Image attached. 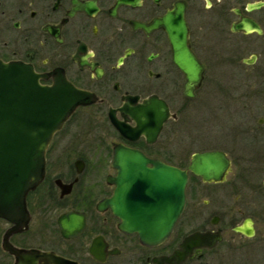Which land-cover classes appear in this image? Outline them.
<instances>
[{
    "label": "flooded vegetation",
    "instance_id": "flooded-vegetation-1",
    "mask_svg": "<svg viewBox=\"0 0 264 264\" xmlns=\"http://www.w3.org/2000/svg\"><path fill=\"white\" fill-rule=\"evenodd\" d=\"M252 1L0 0L1 60L31 64L44 84L63 75L87 94L48 143L44 176L27 192L24 208L11 217L0 215V264H170L162 258L195 231L218 234L220 240L195 245L179 264L217 259L264 264V229L260 233L258 226L264 227V175L254 183L255 173L264 172V5L247 10ZM182 8L188 44L204 65L191 96L162 25L168 13L179 20ZM257 10L262 14L252 15ZM244 17L259 30H234ZM249 36L255 39L250 52L244 50ZM225 78L228 87L222 85ZM230 79L239 81L231 84L242 88L239 95L231 91ZM215 90L226 98L225 113L233 105L238 109L235 129L253 134L251 173L242 167L240 189L220 190L233 158L225 149L203 150L224 152L230 161L225 179L206 181L188 169L185 206L172 233L161 243L142 242L137 232L120 229L114 209L99 205L118 188L117 164L131 149L148 168L186 169L192 155L184 162L187 148L176 140V121L193 109L195 115L203 112ZM159 101L171 115L149 141L138 131L139 118L155 108V120L141 129L157 128ZM240 101L242 107L236 105ZM194 178L215 186L200 190L197 184L191 190Z\"/></svg>",
    "mask_w": 264,
    "mask_h": 264
},
{
    "label": "water",
    "instance_id": "water-1",
    "mask_svg": "<svg viewBox=\"0 0 264 264\" xmlns=\"http://www.w3.org/2000/svg\"><path fill=\"white\" fill-rule=\"evenodd\" d=\"M263 5L264 0L248 2L247 10ZM183 11L182 8L180 19L175 21L173 14L168 13L162 25L171 43L174 60L185 74V94L191 96L200 84L204 65L188 44ZM233 29L250 32L259 30V26L253 19L244 17L233 24ZM42 76L31 64L0 58V215L6 217L24 208L27 192L44 176L45 151L53 134L87 96L63 75L56 77L52 84L42 83ZM159 103L162 112L157 128L148 132L141 129L150 126L149 120H155V108L153 112L149 108L148 113H142L139 118L138 131L145 133L149 141L154 140L158 129L171 115L167 104ZM124 152V160L117 164L118 188L112 198L102 200L99 205L114 209L122 220L120 229L137 232L140 240L147 244L161 243L172 233L185 206L188 169L203 180L214 182L224 180L230 168L229 159L220 150L193 153L186 169L168 164H154L148 168L140 152L131 149ZM135 169L140 170L138 175L134 173ZM135 185H138L137 189ZM64 224L61 220L60 225L65 229ZM216 240H220V235L195 231L161 262L179 264L195 245Z\"/></svg>",
    "mask_w": 264,
    "mask_h": 264
},
{
    "label": "rangeland",
    "instance_id": "rangeland-1",
    "mask_svg": "<svg viewBox=\"0 0 264 264\" xmlns=\"http://www.w3.org/2000/svg\"><path fill=\"white\" fill-rule=\"evenodd\" d=\"M229 1V0H228ZM252 1V0H244V2ZM262 11H254L252 15H260ZM254 38L249 36L245 38V47L244 50L250 52V50L255 49V45H253ZM231 80V79H230ZM229 82L228 79H223L222 85L228 87L226 84ZM239 82L238 80H231L230 82V89L234 91L235 95H239L242 88H238L237 86H232L231 84ZM214 88V87H213ZM210 99V97H208ZM226 98L224 94L221 92H215L211 95L210 103L206 104L205 108H203V112L198 113L195 115L197 111L193 109V113L191 116L187 117H179L178 121H176L175 126L177 127V135L176 140L181 144V147L187 148V153L185 158L183 159L184 162H187L190 154L192 155L193 152L196 151H203L208 149L214 148H221L225 149L230 156L233 158V166L232 170L229 173L227 180L224 183H221L222 186L228 187V190L233 189L232 191H238L240 189L239 182L237 180V176L239 171H242V167H245V173L247 174L248 171L251 173L250 168L253 167V163L251 162L250 158H252L253 151L255 150V145L252 144L253 134L238 132L235 127L237 126L236 123L241 119L236 114L238 113V109L233 108L225 113L227 110L225 108ZM242 101L237 103L242 107ZM242 108H239L241 110ZM192 110V108L190 109ZM201 111V110H200ZM231 114V115H229ZM169 126L166 127L164 133L167 135L169 132ZM107 170V167H105ZM257 178H255L254 183L260 184V179L263 177L264 172H256ZM253 183V185H255ZM199 185L198 188L200 190H207L211 186L210 184L200 183L197 178L192 179V184L190 185L189 189L192 190L194 185ZM238 184V185H237ZM252 184V183H250ZM219 185V184H218ZM215 186V185H214ZM213 186V187H214ZM212 188V187H211ZM245 190H253L250 187L246 186ZM260 227V233H263L264 227L258 225ZM256 256V255H255ZM264 256V253L262 254ZM263 261V260H262ZM213 264H224L220 259L214 261ZM228 264H236L231 260Z\"/></svg>",
    "mask_w": 264,
    "mask_h": 264
}]
</instances>
